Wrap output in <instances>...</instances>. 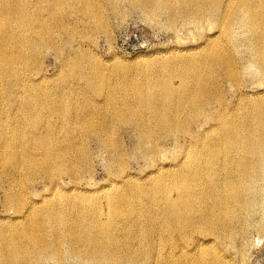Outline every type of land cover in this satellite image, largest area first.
Masks as SVG:
<instances>
[{"label": "rangeland", "instance_id": "obj_1", "mask_svg": "<svg viewBox=\"0 0 264 264\" xmlns=\"http://www.w3.org/2000/svg\"><path fill=\"white\" fill-rule=\"evenodd\" d=\"M27 1L30 3L32 14L37 11L43 14L33 21H31L32 19L29 18L28 14H22L20 19L23 20L22 22L25 25L17 22L14 26L15 29H12L10 25L6 26V29L10 32L14 31L16 36H19V40L16 41L18 43H15V45L21 48L25 47L22 51H27L25 52V62L16 61L8 69V76L0 68L3 77L6 75L4 77V90H0V97L2 94L6 96V103L0 104V114L2 115L0 117L5 120V123L8 120L7 124H9L4 125L3 132L5 131L4 134H8L6 140L10 141L11 135L15 133V127L18 129V124L12 119L13 117L22 116V111L25 108L23 103L26 101L32 99L30 107L33 109L34 107H40L43 103L46 104L50 107L48 118L52 127H58L59 129L58 125L62 119L64 126L67 128L64 137V141L68 142L67 145L70 150L67 148V161L64 163L67 177H64L65 175L62 177V179L65 178L66 181H64L57 178V174L56 176L54 174L56 180H58L56 187L50 185L45 174L35 175L36 177L32 178L33 182L39 181L35 184L31 183L32 185L28 190L27 205L18 204L17 211L15 208L8 207L7 192L5 188H2V190L0 188V225H9L10 221L8 220H17L18 217L19 224L24 225L31 215L34 204L38 205L37 207H43L59 202L63 211L61 214L63 219L60 220V223H62L65 217L67 218L72 213L71 207L67 203L71 199H74L77 204L89 208H93V205L96 204H102L103 216L105 217L106 214L104 213L108 206H106L107 203L104 201L103 196L106 193L115 196L123 205L126 204L125 208L133 215L137 225L129 231H132L131 236L127 232L126 242H123V247H117L115 252L109 243L101 242L96 245L95 242L100 241L98 236L88 234L83 240L64 235L65 239L62 242L61 249L55 247V244L51 241L46 245V248L39 242H35L30 245V247L32 246L29 253L31 264H200L201 262V264H264V172L254 178V183L257 186L256 192L249 188L246 178L229 174L230 171H235L240 175L241 171L251 167L254 156L248 157L243 150V148H247L249 141L257 146L261 145L264 150V76L261 77L264 71L262 72L259 68L261 67V51L264 53V1L215 0L217 3H213L212 13H206L205 18L199 20L197 13L194 16L196 10L194 11L193 8L197 0H185V2L172 0L175 7H180L183 4L190 9L188 17H182L180 11L175 13L162 2L155 7L156 12H153L151 8H143L139 2H136L137 5H135L132 0H128L129 2L127 0H115L116 3L113 4L115 6H110V2L107 3V0H99L101 9L106 13L102 12V16H105V18H101L102 22L93 15L89 16L85 13L84 9L89 6L87 0H66L69 3L68 12H65V19L67 18L68 22L67 27L59 24V19L54 17L53 13L59 8L57 4H51L49 0H41L42 3L40 0ZM240 1L243 3L242 5ZM259 1H261L260 4ZM227 4L229 5L227 6ZM244 4L245 6H243ZM221 5L224 6L221 7ZM231 10H237L238 13ZM233 15L237 17H233ZM206 17L209 19L207 20ZM262 20L263 22H261ZM76 21H78V24ZM32 23L33 27L36 28L44 26L54 28V38L47 34L42 36L31 34L27 29ZM227 25H229V28ZM254 36L255 39H253ZM30 41H35L37 47L29 46ZM52 43L54 44L51 46ZM27 46L29 48H26ZM256 51L258 52L256 53ZM218 63L222 68H219ZM240 65L241 67H239ZM183 72H189L201 88L197 98L196 121L193 120L194 125L192 123L190 125L186 122L187 116L185 113L182 114V123L179 126L174 124L173 129L175 131L167 132L170 137H168L169 140L164 141L165 146L163 145L162 152L159 153L161 156L158 154L156 157L149 153L147 154L149 156L146 155V157L141 154L142 151L138 146L140 145L141 131L135 122H118L111 126L112 129L110 128V130L108 129L109 126L106 125L101 131L97 127V122L99 120L103 121V118L97 115L94 117L95 107L93 106L104 107V101L109 99L110 105L105 109V113L109 116H114L118 108L122 106L123 87L116 86V89H119L114 93V88L111 85H115L116 82L128 83L130 81L129 83H131V80L135 83H144L157 76L163 80H172L177 85L179 75ZM25 80L26 82H24ZM110 82L112 83L110 84ZM102 83L105 85L103 86ZM94 86L95 88H93ZM99 90L100 92H98ZM212 90H215V92ZM6 91L12 93L10 92L7 95ZM104 91H108L107 94ZM30 92L35 97L30 96L31 94L27 95ZM113 96L118 99L117 104L112 102L111 98ZM206 99L209 102H205ZM200 115L202 118H200ZM73 119L76 121L81 120L77 129L76 122ZM89 122L91 125H89ZM11 123L15 127H11ZM247 123H249L248 128ZM7 126L11 128L8 127L7 130ZM194 128L196 131L197 129L200 130L196 132ZM192 130L194 131L191 132ZM76 135L80 137L79 140L71 143ZM181 135L184 137H181ZM221 135L225 137V141L220 144L217 139ZM174 136L178 137V142L173 139ZM60 138L61 133L59 130L58 135L53 138V141L49 142L50 145L59 146L58 141ZM117 138H121L122 149L120 151L116 147L117 143H120ZM181 138H183L182 141ZM112 139L115 140L114 143ZM173 147H176L177 150ZM80 149L83 151L86 149V158L80 156ZM72 150L76 152V160L71 156ZM237 151L241 152L238 158ZM9 152L10 148L3 147L1 143L0 134V182L5 187L7 186L6 173L8 172L6 170H10V168L8 166L7 169L4 167L7 164L5 163L6 159L8 158L7 161L10 160L7 156ZM235 159H237V162ZM76 161L78 163L81 161L79 163L81 165ZM169 164L171 165L169 166ZM169 168L171 173L174 174L182 169L190 177V185L193 190H196L197 197H195L198 200L196 206H194L193 215H195V218H200V222L203 221L209 233L206 230L202 231L195 228L194 234L196 235L182 238L179 235L177 217L170 210L171 205L164 206L162 204L161 206L158 203L157 197L163 196V190L153 189L162 185L164 181L166 182L169 178ZM75 172L80 173L81 178L74 183L71 176ZM40 180L43 181L40 183ZM115 184L119 185L116 186ZM234 188H237L240 194L242 193L240 202H243L248 194H254V203L247 206L242 205V203L235 205L234 196L231 194ZM179 192L180 195L185 194V190H179ZM152 195L155 196L154 199L151 198ZM175 195L176 192H174ZM226 199H229V205L225 208L223 201ZM152 206L156 207L152 209ZM225 212L227 213L225 214ZM245 212L247 213L245 214ZM241 219L242 221L245 219L242 222L243 227L240 224ZM230 222L238 223V229L230 228ZM169 225L172 226L169 227ZM70 228V223L59 225L61 233H67ZM171 230L173 231L171 232ZM158 234H161V240L159 241V238L156 237V235L159 236ZM206 236L207 238H205ZM197 237L200 239H197ZM158 248L161 252H158ZM199 254L201 257H199ZM4 256L1 259L2 264H19L20 262L17 258H11L7 253H4ZM63 258L65 259L63 260Z\"/></svg>", "mask_w": 264, "mask_h": 264}, {"label": "bare ground", "instance_id": "obj_2", "mask_svg": "<svg viewBox=\"0 0 264 264\" xmlns=\"http://www.w3.org/2000/svg\"><path fill=\"white\" fill-rule=\"evenodd\" d=\"M36 1V0H35ZM42 1H48V0H42ZM128 1V0H127ZM130 1V0H129ZM128 1V2H129ZM133 2H139L143 8H151L153 9V12L155 11V7L162 2L166 6H168L169 9L174 11L175 13H178V11L181 12L182 17H188L190 15V9L185 7V5H181L180 7H175L172 3V0H132ZM174 1V0H173ZM180 1V0H179ZM185 2V0H182V2ZM198 1V2H197ZM195 1L193 8L195 12L198 15L199 20H203L205 16L207 15L206 13H212L213 11V3L215 0H197ZM236 1V0H235ZM251 1V0H250ZM264 1V0H263ZM41 2V0H40ZM51 4H57L59 6L58 10H56L53 14L56 19H59V24H61L63 27H67L68 22L67 18L65 19V12H68L69 8V3L66 0H49ZM89 5L86 9H84L85 13L87 15H93L95 18H98L100 21H102L101 18H105V16H102L103 10L101 9L102 7L99 5V0H87ZM110 2V6L114 4L115 0H107V3ZM113 2V3H112ZM120 2V1H119ZM176 2V1H175ZM221 2V1H219ZM218 2V4H219ZM232 2V1H231ZM237 2V1H236ZM235 2V3H236ZM261 1H259L260 4ZM42 3V2H41ZM77 3V1H75ZM116 3V2H115ZM131 3V2H130ZM129 3V4H130ZM188 3V2H187ZM241 3V1H240ZM246 3V2H244ZM255 3V1H254ZM27 0H0V68L3 69V73H5L8 76L10 67L15 64L16 61H22L23 63L26 60L25 52H23L24 48L17 47L15 43L17 40H19V36H16L14 31L10 32L8 29H6L7 25H10L12 29H15L14 26L17 22H20L21 25L24 23L22 22L23 20L20 19V16L22 14H28L29 18L36 20L38 16H41L42 14L40 12H34L33 14L31 13V7L29 5ZM37 4V2H36ZM43 4L46 5V3L43 2ZM122 4V3H121ZM134 4V3H133ZM139 4V6H140ZM231 4V3H230ZM243 3H241L242 5ZM39 5V4H38ZM80 5V4H79ZM229 4H227L228 6ZM234 5V4H233ZM264 5V3H263ZM262 5V6H263ZM43 6V5H42ZM41 6V7H42ZM78 6V4H77ZM100 6V8H99ZM115 6V5H113ZM119 6V5H118ZM224 6V5H223ZM221 5V7H223ZM226 6V4H225ZM245 6V4L243 5ZM19 7V8H18ZM136 7V6H135ZM161 7V6H160ZM233 7V6H232ZM247 7V4H246ZM18 8V9H17ZM112 8V7H111ZM226 8V7H225ZM241 8V7H240ZM41 9V8H40ZM79 9V8H78ZM134 9V8H133ZM162 9V8H161ZM165 9V8H164ZM221 9V8H220ZM239 9V8H238ZM247 9V8H246ZM242 10V9H241ZM129 11V10H128ZM234 11V10H231ZM237 11V10H236ZM234 11V13L236 12ZM240 11V10H239ZM156 12V11H155ZM160 12V11H159ZM217 12V10H216ZM230 12V11H229ZM228 12V13H229ZM248 12V11H247ZM72 13V12H71ZM74 13V12H73ZM104 13V12H103ZM210 13V14H211ZM224 13V12H223ZM238 13V12H236ZM106 14V13H104ZM150 14V13H149ZM165 14V13H164ZM167 14V13H166ZM173 14V13H172ZM218 14V13H217ZM240 14V12H239ZM248 14V13H246ZM148 15V14H147ZM155 15V13H153ZM178 15V14H177ZM176 15V16H177ZM213 15V14H212ZM211 15V16H212ZM261 15V14H259ZM72 16V15H71ZM77 16V15H76ZM150 16V15H149ZM192 16V17H194ZM236 16V15H235ZM233 15V17H235ZM27 17V16H26ZM45 17V16H44ZM74 17V16H73ZM161 17V16H160ZM209 17V16H208ZM228 17V16H227ZM237 17V16H236ZM260 17V16H259ZM76 18V17H75ZM78 18V17H77ZM177 18V17H176ZM181 18V17H180ZM178 18V19H180ZM191 18V17H189ZM207 18V17H206ZM40 19H42L40 17ZM156 19V18H155ZM183 19V18H182ZM197 19V18H196ZM209 18H207L208 20ZM235 19V18H233ZM232 19V20H233ZM247 19V17H246ZM18 20V21H17ZM25 20V19H24ZM77 20V19H75ZM81 20V18H80ZM74 21V20H73ZM89 21V20H88ZM92 21V20H90ZM171 21V19H170ZM178 21V20H177ZM187 21V20H186ZM226 21V20H225ZM78 21H76L77 23ZM86 22V21H85ZM103 22V21H102ZM196 22V21H195ZM198 22V21H197ZM196 22V23H197ZM213 22V21H212ZM247 22V21H246ZM250 22V21H249ZM263 22V20L261 21ZM23 23V24H22ZM26 23V22H25ZM40 23V22H39ZM49 23V22H48ZM88 23V22H87ZM185 23V21H184ZM190 23V21H189ZM228 23V19H227ZM264 23V22H263ZM53 24V23H52ZM78 24V23H77ZM103 24V23H102ZM203 24V22H202ZM251 24V23H250ZM262 24V23H261ZM25 25V24H24ZM75 25V22H74ZM89 25V24H88ZM225 25V23H224ZM231 25V24H229ZM229 25L228 28H229ZM264 25V24H263ZM262 25V26H263ZM55 26V25H54ZM76 26V25H75ZM177 26V25H176ZM248 26V25H246ZM9 27V26H8ZM22 27V26H21ZM25 27V26H24ZM74 27V26H73ZM79 27V26H78ZM101 27V26H100ZM226 27V26H224ZM10 28V29H11ZM53 28V27H52ZM77 28V27H76ZM258 28V27H257ZM54 29V28H53ZM49 26H44L41 28H36L33 27V23L28 26L29 32L31 34H38V35H48L51 38H54L55 32L53 31ZM57 30V28H55ZM72 29V28H71ZM96 29V28H95ZM99 29V28H98ZM222 29V28H221ZM67 30V29H66ZM224 30V28H223ZM23 31V30H22ZM73 31V30H71ZM96 31V30H95ZM68 32V31H66ZM229 32V31H228ZM227 32V34H228ZM263 33V30L261 31ZM24 33V32H23ZM22 33V34H23ZM223 33V32H222ZM59 34V33H58ZM77 35V33H75ZM226 34V35H227ZM251 34V32H250ZM225 35V34H224ZM229 35V34H228ZM252 35V34H251ZM69 36V35H68ZM74 36V35H73ZM218 36V35H217ZM220 36V35H219ZM18 37V38H17ZM31 37V36H29ZM252 37V36H251ZM25 38V37H23ZM56 39V38H55ZM239 39V38H238ZM255 39V36L254 38ZM21 40V39H20ZM32 40V39H31ZM53 40V39H52ZM220 40V38H219ZM229 40V39H228ZM22 41V40H21ZM254 41V40H252ZM31 44L29 46L33 47L35 46V41H30ZM40 42V41H39ZM43 42V41H41ZM45 42V41H44ZM43 42V43H44ZM20 43V42H19ZM47 43V41H46ZM251 43V42H250ZM41 44V43H40ZM50 44V43H49ZM54 43L51 44V46ZM212 44V43H211ZM233 44V43H232ZM255 44V43H254ZM261 44V43H260ZM44 45V44H43ZM235 45V44H234ZM256 45V44H255ZM259 45V43H258ZM20 46V45H19ZM27 46L26 48H29ZM41 46V45H39ZM50 46V47H51ZM209 46V45H208ZM251 46V45H250ZM37 47V46H35ZM55 47V46H54ZM256 47V46H255ZM262 47V44H261ZM21 48V49H20ZM39 48V47H38ZM42 48V47H41ZM60 48V47H59ZM232 48V46H230ZM33 49V48H32ZM58 50V48H56ZM237 49V48H236ZM260 49V48H259ZM23 50V51H22ZM53 50V49H52ZM253 50V49H252ZM264 50V49H263ZM191 51V50H190ZM235 51V50H234ZM259 51V50H258ZM256 51V53L258 52ZM261 51V50H260ZM259 51V52H260ZM186 53V52H185ZM165 57V56H164ZM236 57V56H235ZM257 57V55H256ZM79 58V57H78ZM234 58V57H233ZM261 58V70L262 72L264 71V53L261 51L260 54ZM40 59V58H39ZM161 59V58H160ZM235 59V58H234ZM237 59V58H236ZM256 59V58H253ZM258 60V59H257ZM215 61V60H213ZM260 61V60H259ZM30 62V61H28ZM239 62V61H238ZM77 63V62H76ZM215 63V62H214ZM242 63V62H240ZM259 63V62H258ZM217 64V63H215ZM24 65V64H23ZM26 65V64H25ZM76 65V64H75ZM175 65V64H174ZM236 65V63H235ZM259 65V64H257ZM219 68L221 67L218 63ZM70 67V66H69ZM241 67V65L239 66ZM238 67V68H239ZM222 68V67H221ZM30 69V68H29ZM69 69V68H68ZM183 70V69H182ZM204 70V69H203ZM223 70V69H219ZM241 70V69H240ZM260 70V69H259ZM260 70V71H261ZM16 71V70H15ZM37 71V69H36ZM35 71V72H36ZM85 71V70H84ZM87 71V70H86ZM160 71V70H159ZM168 71V70H167ZM171 71V70H169ZM173 71V70H172ZM171 71V72H172ZM225 71V70H224ZM239 71V70H238ZM237 71V72H238ZM66 72V71H65ZM181 72V71H180ZM29 73V72H28ZM31 73V72H30ZM81 73V72H80ZM160 73V72H159ZM158 73V74H159ZM167 73V72H166ZM222 73V72H221ZM79 74V73H78ZM260 74V73H259ZM263 74V73H262ZM261 74V75H262ZM6 75L4 77H6ZM25 75V74H23ZM38 75V74H37ZM160 75V74H159ZM164 75V74H163ZM173 75V73H172ZM166 76V74H165ZM164 76V77H165ZM171 76V75H169ZM201 76V75H200ZM223 76V75H222ZM264 74L261 76L263 77ZM4 77L3 74L0 73V90H4ZM31 77V75H30ZM34 77V76H33ZM77 77V76H76ZM161 77V76H160ZM176 77V76H175ZM227 77V75H226ZM241 77V76H240ZM35 78V77H34ZM79 78V77H78ZM163 78V77H162ZM242 78V77H241ZM8 79V78H7ZM147 79V78H146ZM173 79V78H172ZM177 79V78H176ZM238 79V78H237ZM6 80V79H5ZM24 80V79H23ZM22 80V81H23ZM40 80V79H39ZM228 80V79H227ZM241 80V79H240ZM108 81V80H106ZM113 81V80H112ZM179 83L175 85V83L172 80H163L161 78L153 77L149 81L144 83L140 82H134L131 80V83L127 82H116L115 85H111L114 89L113 92L115 93L118 89H116L119 85L121 88L123 87L124 91V97H123V102L121 103V107L118 108V110L115 112L114 116H109L105 113L106 107H108L109 104V99H106L104 101L103 106L104 107H98V106H93L92 111L93 115L101 116L103 121L97 122V127L103 130V127L109 126V130L111 126L118 122H135V124L138 126L140 129V150L142 151L141 154L146 156L147 154H152L157 157L159 153L162 152V148L164 145L165 140H169L168 137L169 134L167 132L170 131H175L174 124L176 126H179L181 122V115L185 113L187 116V123L191 125L193 120H195L197 111H198V95H199V85L198 83L196 84V80L191 76L189 72H183L179 75ZM229 81V80H228ZM26 82V80L24 81ZM89 82V81H88ZM104 82V81H103ZM109 82V81H108ZM134 82V83H133ZM240 82V81H239ZM242 82V81H241ZM8 83V82H7ZM6 83V84H7ZM83 83V82H82ZM112 82H110L111 84ZM115 83V82H114ZM113 83V84H114ZM229 83V82H228ZM31 84V82H30ZM95 84V83H94ZM103 84V83H102ZM109 84V85H110ZM232 84V82H231ZM99 85V84H97ZM101 85V84H100ZM105 84H103L104 86ZM107 85V86H109ZM239 85V84H238ZM102 86V85H101ZM105 86V87H107ZM117 86V87H116ZM119 86V87H120ZM232 86V85H231ZM234 86V85H233ZM31 87V85H30ZM72 88V87H71ZM95 88V86L93 87ZM92 88V89H93ZM100 88V87H99ZM232 88V87H231ZM104 89V87H102ZM198 89V90H197ZM221 89V88H220ZM8 90V89H7ZM107 90H109L107 88ZM224 90V89H223ZM213 91V90H212ZM211 91V92H212ZM11 92V91H10ZM7 93L8 94H10ZM88 92V91H87ZM100 92V90L98 91ZM105 93L108 91H104ZM215 92V90L213 91ZM223 92V91H222ZM12 93V92H11ZM73 93V92H72ZM104 93V94H105ZM1 94V93H0ZM18 94V93H17ZM20 94V93H19ZM31 92L27 95H30ZM78 94V93H77ZM88 94V93H87ZM103 94V93H102ZM107 94V93H106ZM214 94V93H213ZM219 95V93H217ZM217 94H215L217 96ZM263 95V94H262ZM10 96V95H9ZM30 96L35 97L33 94ZM29 96V98H30ZM86 96V95H85ZM210 96V94H209ZM213 96V95H212ZM3 94L0 97V104H5L6 100ZM73 97V96H72ZM106 97V96H105ZM10 98V97H9ZM71 98V97H70ZM216 98V97H215ZM221 98V97H220ZM31 99V98H30ZM210 99V98H209ZM222 99V98H221ZM9 100V99H8ZM32 100V99H31ZM30 101H26L23 103L25 105L22 111V116L20 117H13L12 120L15 121L16 124H18V129L17 127L14 126V124L11 123V127H15V133L11 135L10 141H7L6 138L8 134H4L5 129L4 125H9L7 124L8 120L5 123V120L0 117V129H1V143L3 147H9L10 152L8 153L9 161L5 165L4 168L7 166L10 168L6 170V178H7V186L1 184L0 182V188L6 190L7 192V203L8 207L15 208V210L18 208V204H25L27 205V200H28V190L30 188L31 183L33 182L34 176L35 175H43L45 174L47 181H49L51 186H56L58 185V180H56V174L58 175L57 178H61L67 173L66 169L64 168V163L67 161V148H68V142L64 141L65 140V132L67 131V128L64 126V122L61 119L59 123V129L53 128L52 124L50 122V119L48 118L49 112H50V107H48L46 104H42L40 107H30L31 104ZM112 102L116 103L118 102V99L113 96L111 98ZM211 100V99H210ZM219 100V98H218ZM215 101V100H214ZM5 102V103H4ZM11 102V101H8ZM77 102V101H76ZM205 102H209L206 101ZM204 103V102H203ZM11 104V103H9ZM13 104V103H12ZM14 104H16L14 102ZM21 104V103H20ZM35 104V102H33ZM211 104V103H210ZM220 104V103H219ZM218 104V105H219ZM74 105V104H73ZM204 105V104H202ZM15 106V105H13ZM207 108V107H206ZM209 108V107H208ZM219 108V107H218ZM19 109V107H18ZM210 109V108H209ZM72 110V109H71ZM77 110V109H76ZM82 110V109H81ZM210 111V110H209ZM219 111V110H218ZM211 112V111H210ZM214 112V111H213ZM212 112V113H213ZM252 113V112H251ZM80 114V113H79ZM204 114V113H201ZM252 115V114H250ZM249 115V116H250ZM0 116H2L0 114ZM77 116V114H76ZM96 116V117H97ZM201 116V115H200ZM215 116V115H214ZM56 117V116H54ZM75 117V116H74ZM93 117V116H92ZM210 117V116H209ZM72 118V117H71ZM100 118V117H97ZM202 118V116L200 117ZM213 118V117H212ZM70 119V118H69ZM199 119V118H198ZM75 120V119H73ZM72 120V122H73ZM79 121H76V129L78 126H80L81 120L78 119ZM94 120V118H93ZM92 120V121H93ZM200 120V119H199ZM205 121V119H203ZM213 120V119H212ZM13 121V122H14ZM91 121V122H92ZM97 121V120H96ZM196 121V120H195ZM198 121V120H197ZM10 122V120H9ZM71 122V123H72ZM85 122H87L85 120ZM84 122V123H85ZM185 122V123H186ZM90 123V122H89ZM87 123V124H89ZM213 123V122H212ZM133 124V123H132ZM131 124V125H132ZM194 125V123H192ZM209 124V123H208ZM91 125V123L89 124ZM86 125V126H89ZM130 125V126H131ZM247 128L249 127V123L246 124ZM254 125V124H253ZM124 126V125H123ZM196 126V125H195ZM7 126V130H8ZM10 127V128H11ZM181 127V126H180ZM192 127V126H190ZM214 127V126H213ZM212 127V128H213ZM13 129V128H12ZM11 129V130H12ZM112 129V128H111ZM127 129V128H126ZM195 129V128H194ZM250 129V128H249ZM61 133V138L58 141L59 146L54 147L50 145L49 142L53 141V138L56 137L59 133ZM70 130V129H69ZM131 130V129H130ZM129 130V131H130ZM200 130V129H199ZM197 129V131H199ZM10 131V130H9ZM7 131V132H9ZM36 131H38L36 133ZM77 131V130H76ZM88 131V129H87ZM91 131V130H90ZM112 131V130H111ZM132 131V130H131ZM192 130L191 132H193ZM196 131V129H195ZM196 131V132H197ZM3 132V133H2ZM13 132V131H12ZM181 132V129H180ZM194 132V133H196ZM11 133V131H10ZM110 133V132H109ZM121 133V132H120ZM92 134V133H91ZM116 134V133H114ZM167 134V135H165ZM182 134V133H181ZM192 135V133H190ZM189 134V135H190ZM79 135V134H78ZM76 135L73 137V140L71 141L75 143L76 140H79V136ZM94 135V134H92ZM117 135V134H116ZM119 135V134H118ZM187 135V136H189ZM194 135V134H193ZM111 136V135H110ZM114 136V135H113ZM183 135H181L182 137ZM130 137V136H129ZM184 137V136H183ZM190 137V136H189ZM244 138V136H242ZM114 138V137H112ZM119 138V137H118ZM117 138V139H118ZM172 139V138H171ZM174 140H177L178 137L174 136ZM183 138H181L182 141ZM188 139V138H187ZM5 140V141H4ZM96 140V139H95ZM113 143H114V139ZM111 140V141H112ZM119 141L121 140L118 139ZM194 140V139H192ZM7 141V142H6ZM117 141V142H119ZM173 141V140H172ZM225 141L224 136H219L217 139V142L220 144ZM66 142V143H65ZM125 142V141H124ZM178 142V140H177ZM5 143V144H4ZM116 143V142H115ZM121 141L120 143H117L116 147L120 151L121 148ZM174 144V142H173ZM91 145V144H90ZM73 146V145H72ZM115 146V145H114ZM165 146V145H164ZM99 147V146H98ZM73 148V147H72ZM174 148V147H173ZM176 148V147H175ZM174 148V149H175ZM178 148V146H177ZM176 148V150H177ZM240 149V148H239ZM69 150V148H68ZM179 150V149H178ZM244 152L248 157L254 156L252 160H254L251 163V167H249L247 170H243L240 172V175H238L237 172L235 171H230L229 174L237 177H242L247 179V185L251 190H256L257 186L254 183V178L258 177L264 172V150L262 149L261 145L257 146L252 141H249V144L247 148H243ZM70 151V150H69ZM86 151V149H85ZM82 149H80L79 154L80 156H83L86 158L85 155H87V151L85 152ZM89 151V150H88ZM117 151V150H116ZM164 152V149H163ZM72 158L75 160L77 159L76 157V152L72 150L71 152ZM89 153V152H88ZM179 153V152H178ZM167 154V153H166ZM243 154V153H242ZM78 155V154H77ZM109 155V154H108ZM160 155V154H159ZM241 152L237 151V158L240 157ZM70 156V157H71ZM149 156V155H147ZM146 156V157H147ZM161 156V155H160ZM164 156V155H163ZM110 157V156H109ZM122 157V156H121ZM120 158V157H119ZM89 159V158H88ZM160 159V158H159ZM167 159V158H166ZM177 160V158H175ZM113 160V159H112ZM155 160V159H154ZM237 159H235L236 161ZM248 160V159H247ZM78 161V160H77ZM76 161V162H77ZM84 161V160H83ZM162 161V160H161ZM160 161V162H161ZM182 161V160H181ZM86 162V161H84ZM82 162V163H84ZM159 162V160H158ZM237 162V161H236ZM78 163V162H77ZM81 163V161H79ZM78 163V164H79ZM87 163V162H86ZM163 163V161H162ZM124 164V163H123ZM153 164V163H152ZM242 164V163H241ZM81 165V164H79ZM91 165V164H90ZM171 164H169L170 166ZM124 166V165H123ZM153 166V165H152ZM159 166V165H158ZM82 167V166H81ZM168 167V166H167ZM166 167V168H167ZM174 168V167H173ZM76 169V168H75ZM79 169V167H78ZM92 169V168H91ZM80 170V169H79ZM170 170V168H169ZM127 171V170H126ZM158 171V170H157ZM79 172V171H78ZM151 172V171H150ZM186 171H183L182 169H179L175 174L168 172V179L166 182L164 181L162 185H159L158 187L154 188L153 190H163L162 194L163 196H158V203L162 206L171 205L170 210L174 216L177 217V224L179 225V235H181L182 238H189L193 236L194 232L196 231L195 228L198 230H206L205 224H203V221L200 222V218H195V215H193L194 211V206L197 203L198 200H196V190H193L192 186L190 185V177L185 173ZM158 173V172H157ZM55 174V176H54ZM64 177H67V176ZM149 175V174H148ZM254 175V176H253ZM33 176V177H32ZM71 176V175H69ZM112 176V175H111ZM216 176V175H215ZM256 176V177H255ZM21 177V178H20ZM36 177V176H35ZM73 182H77L81 177L80 173L75 172L73 174ZM115 177V176H114ZM131 177V176H130ZM219 177V176H217ZM33 178V179H32ZM38 178V177H37ZM43 178V177H42ZM263 178V177H262ZM41 179V178H40ZM70 179V177H69ZM37 180V179H36ZM45 180V179H44ZM62 180L66 181L65 178ZM205 180V179H204ZM257 180V179H256ZM261 180V179H260ZM1 181V180H0ZM39 181V180H38ZM38 181L33 182L34 184ZM43 180H40V183ZM61 181V180H60ZM123 181V180H122ZM259 181V180H257ZM63 182V181H62ZM151 182V181H150ZM65 183V182H64ZM72 183V182H70ZM135 183V182H134ZM133 183V184H134ZM137 183V181H136ZM204 183V181H203ZM222 183V182H221ZM33 184V185H34ZM46 184V183H44ZM68 184V183H67ZM127 184V183H125ZM131 184V183H130ZM227 184V182H226ZM62 185V184H61ZM64 185V184H63ZM111 185V184H110ZM109 185V186H110ZM116 185V184H115ZM119 185V184H117ZM116 185V186H117ZM36 186V185H35ZM46 186V185H45ZM76 186V185H74ZM79 186V185H78ZM133 187L132 185H130ZM129 186V187H130ZM67 187V186H64ZM222 187V186H221ZM260 187V186H258ZM71 188V187H70ZM74 188V187H72ZM134 188V187H133ZM210 188V187H209ZM137 189V188H135ZM262 189V187H261ZM70 190V189H69ZM106 190V189H105ZM138 190V189H137ZM179 190H185V194L180 195ZM237 188L232 189L231 194L234 196L233 200L235 205H239L242 203V205H250L254 203V194H248L245 197V200L243 202H240L241 194L237 191ZM259 190V189H258ZM73 191V190H72ZM174 192H176V195L174 196ZM178 192V193H177ZM224 192V191H222ZM256 192V191H255ZM137 193V192H136ZM135 193V194H136ZM239 193V194H238ZM6 194V193H5ZM70 194V193H69ZM104 195V194H103ZM129 195V194H128ZM140 195V193H138ZM74 196V195H73ZM97 196V195H96ZM196 196V197H195ZM45 197V196H44ZM101 197V196H100ZM136 197V196H135ZM134 197V198H135ZM243 197V196H242ZM260 197V196H259ZM72 198V197H71ZM137 198V197H136ZM135 198V199H136ZM152 199L155 198L154 195L151 196ZM66 199V198H65ZM104 201L106 206H108V209L104 214L106 216H103V210L100 204L93 205V208L89 207H83V205H79L75 202V200L71 199V201H67L69 203V206L71 207V215L65 217V220L60 223L61 220V214H62V207L61 203H55V204H49L46 206H39L37 207L36 204L33 205V209L31 210V215L27 218L25 221L24 225L19 224L20 220L16 218L17 220H8L9 225L6 226H1L0 225V264H2V257L4 256V253H7L11 256V258H17L20 260L19 264H31L29 261V253H30V245L34 244L35 242H39L40 244L43 245L44 248H46V245L51 241L55 244V247L61 249L62 247V242L64 241V235L67 237H72L74 239H84L86 236H98L99 242H95L96 245L100 244L101 242L103 243H109L112 246V250L115 252L117 247H123L122 244L123 242H126L127 240V232H129L132 228L134 229V226L136 225V220L133 217V215L130 213V211H127L126 204L123 205V203L118 199H116L115 196L106 193L103 196ZM134 199V200H135ZM35 200V199H34ZM38 201V200H37ZM95 201V199H94ZM151 201V200H149ZM35 202V201H33ZM103 202V200H102ZM104 203V202H103ZM153 203V202H152ZM244 203V204H243ZM229 205V199H226L223 201V206L226 208V206ZM256 205V204H255ZM261 205V204H260ZM92 206V205H91ZM138 206V205H137ZM136 206V207H137ZM154 206V204H153ZM151 207L152 209L155 207ZM182 206V208H181ZM179 207V208H178ZM238 207V206H237ZM139 208V207H138ZM163 208V207H162ZM216 208V207H215ZM151 209V210H152ZM240 209V208H239ZM9 210V209H8ZM70 210V209H69ZM209 210V208H208ZM12 211V210H11ZM14 211V210H13ZM17 211V210H16ZM152 212V211H151ZM163 212V210H162ZM252 212V211H251ZM255 212V211H254ZM16 213V212H15ZM14 213V214H15ZM166 213V212H165ZM227 212H225L226 214ZM241 213V212H240ZM247 212H245L246 214ZM155 214V212H154ZM244 215V214H243ZM13 216V215H12ZM210 216V215H209ZM208 216V217H209ZM250 216V215H249ZM22 217V216H21ZM225 217V216H224ZM245 217V215H244ZM155 218V217H154ZM238 218V217H237ZM240 218V217H239ZM243 219V217H241ZM13 219V218H12ZM24 219V217H23ZM63 219V218H62ZM137 219V218H136ZM242 219L239 221L242 225H244L242 222ZM253 219V218H252ZM162 220V219H161ZM247 220V219H246ZM157 221V220H155ZM71 224L70 231L67 233H61L59 229V225L62 224ZM157 223V222H155ZM221 224V223H220ZM139 225V224H138ZM230 228L234 227L238 229V223L235 222L231 223L230 222ZM133 226V227H132ZM137 226V225H136ZM153 226V225H152ZM172 225H169L171 227ZM246 228V227H245ZM248 228V227H247ZM132 229V230H133ZM159 229V228H158ZM170 229V228H169ZM172 229V228H171ZM217 229V228H216ZM219 229V227H218ZM217 229V230H218ZM228 229V228H227ZM236 229V230H237ZM158 231V230H157ZM173 230H171L172 232ZM235 231V230H234ZM132 232V231H131ZM128 235H130V233ZM156 232V231H155ZM160 232V231H159ZM170 232V233H171ZM208 232V231H207ZM207 232H205L207 234ZM217 232V231H216ZM237 232V231H236ZM234 232V233H236ZM158 233V232H157ZM209 233V232H208ZM223 233V232H222ZM88 234V235H87ZM140 234V233H139ZM203 235V232L201 233ZM217 234V233H214ZM158 241L161 240V234H158ZM170 235V234H169ZM196 235V234H194ZM224 235V234H223ZM234 235V234H233ZM237 235V234H235ZM89 236V237H90ZM131 236V235H130ZM167 236V235H166ZM175 236V235H174ZM173 236V237H174ZM200 236V235H199ZM198 236V237H199ZM217 236V235H216ZM222 236V235H221ZM227 237V235H225ZM224 236V237H225ZM88 237V238H89ZM165 237V236H164ZM169 237V236H168ZM167 237V238H168ZM172 237V236H171ZM177 237V236H176ZM197 239H200L198 238ZM212 237V236H211ZM225 237V238H226ZM233 237V236H232ZM231 237V238H232ZM245 237V236H244ZM129 238V236H128ZM166 238V239H167ZM193 238V237H192ZM203 238V237H202ZM207 238V236L205 237ZM204 238V239H205ZM229 238V237H228ZM164 239V240H166ZM214 239V238H213ZM217 239V237H216ZM221 239V238H220ZM223 241V240H222ZM183 242V241H182ZM211 242V241H210ZM83 243V242H82ZM160 243V242H159ZM158 243V244H159ZM186 243V242H184ZM209 243V242H208ZM220 243V242H219ZM169 244V243H168ZM172 244V243H171ZM180 244V243H178ZM182 244V243H181ZM189 244V243H188ZM207 244V243H205ZM210 244V243H209ZM223 244V243H222ZM160 245V244H159ZM203 245V244H202ZM220 245V244H219ZM166 246V245H165ZM168 246V245H167ZM170 246V245H169ZM179 246V245H178ZM181 246V245H180ZM234 246V245H233ZM240 246V245H239ZM102 247V246H101ZM100 247V248H101ZM159 247V246H158ZM224 247V246H223ZM170 248V247H168ZM167 248V249H168ZM199 248V246H198ZM228 248V247H227ZM226 248V249H227ZM91 249V248H90ZM183 249V248H182ZM214 249V248H213ZM225 249V248H224ZM103 250V249H102ZM159 250V248H158ZM181 250V249H180ZM90 251V250H89ZM171 251V250H170ZM184 251V250H183ZM200 251V250H199ZM37 252V251H36ZM158 252H161L160 250ZM172 252V251H171ZM170 252V253H171ZM169 253V252H168ZM181 253V252H180ZM184 253V252H183ZM155 254V253H154ZM62 255V254H61ZM162 255V254H161ZM90 256V252H89ZM143 256V255H142ZM156 257V256H155ZM170 257V256H169ZM199 257L200 254H199ZM144 258V257H142ZM164 258V257H163ZM185 258V257H184ZM4 259V258H3ZM65 258H63L64 260ZM128 259V258H127ZM162 259V258H161ZM183 260V259H182ZM199 260V259H198ZM186 261V260H184ZM82 262V261H81ZM170 262V261H169ZM183 262V261H182ZM202 263V262H201ZM200 263V264H201ZM157 264V263H156ZM170 264V263H169ZM183 264V263H182ZM186 264V263H185Z\"/></svg>", "mask_w": 264, "mask_h": 264}]
</instances>
